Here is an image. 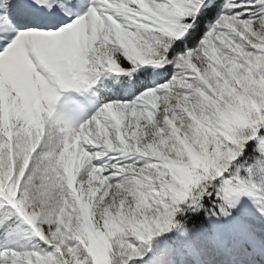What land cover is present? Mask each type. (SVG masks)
<instances>
[{
    "label": "rangeland",
    "instance_id": "1",
    "mask_svg": "<svg viewBox=\"0 0 264 264\" xmlns=\"http://www.w3.org/2000/svg\"><path fill=\"white\" fill-rule=\"evenodd\" d=\"M208 1L88 0L78 9L83 33L74 29L63 40L76 20L51 32L57 52L50 65L63 95L46 92L47 110L38 104L36 120L29 109L27 121L16 114L0 133V191L26 224L0 244L7 264H94L89 242L98 264H183L156 248L178 225V212L196 210L229 174L246 184L232 166L264 130V6L225 0L195 49L172 51L170 26L181 31L176 37L185 33L181 8ZM130 57L156 71L170 67L167 81L152 78L145 90L106 102L100 68L124 69L123 62L139 70ZM70 90L90 97L91 110L75 105ZM70 134L76 143L66 149ZM169 157L192 172L206 168L211 182L185 181L167 169ZM95 175L101 184L92 194L86 187ZM176 179L173 189L162 185ZM252 186L264 193V165ZM250 223L264 241V224Z\"/></svg>",
    "mask_w": 264,
    "mask_h": 264
},
{
    "label": "trees",
    "instance_id": "2",
    "mask_svg": "<svg viewBox=\"0 0 264 264\" xmlns=\"http://www.w3.org/2000/svg\"><path fill=\"white\" fill-rule=\"evenodd\" d=\"M224 0H212L205 8L191 9L185 8L183 12L187 16L183 28L186 33L183 37H176L179 29L172 28L171 34L174 37L172 51L178 54L185 53L194 49L197 44L205 37L208 27L217 18L222 10ZM264 6V0L260 2ZM189 26V28L187 27ZM133 62L139 64V70L130 69L125 63L120 62L128 74L123 77H114L107 74L104 75V86L109 87L112 92L124 95L129 91L123 90L124 86L131 85L137 93L145 90V84L154 76L158 81L164 82L168 78L170 67H166L156 73L152 69L144 68L139 57L132 58ZM113 65L104 64L103 70L113 68ZM131 72V73H130ZM238 121L240 116L238 115ZM221 134L224 138H233V136L223 129ZM233 166L238 178L245 179L243 184L236 180L232 175H227L217 182V188L208 190L201 197V202L196 210L190 208L184 211H179L175 218L178 225L173 228L169 237L165 240L156 242V248L161 246L167 247L169 252L175 254L179 259H184L188 256L194 259L195 264H201L199 255L195 251V244L201 242L205 244L209 250L216 251L219 247H225L229 250H234L243 254L246 258H252V261L264 259V241L260 239L254 231V227L250 221H260L264 224V218L260 214L264 213V193L260 189L252 186L254 177L261 176L264 165V131H261L256 140L251 141ZM205 161V159L203 158ZM201 161V164L206 161ZM207 164V163H206ZM169 171H174L175 174H181L185 181H193V175H197L203 180L211 182V174L206 171V168H195L194 172L185 169V164L182 161L169 157L167 165ZM257 168V174L254 170ZM237 178V179H238ZM163 184L168 188L173 189L175 182ZM217 189V190H216ZM173 194V193H172ZM175 195V194H174ZM22 215V214H21ZM25 227L22 223L19 213L9 207L7 203L0 198V240L5 241L11 237L14 231H18ZM134 231V230H133ZM138 233H136L137 235ZM144 244V243H142ZM88 252H92L93 247H88ZM191 251L194 255L191 256ZM185 253H188L187 255ZM215 255V253H213ZM234 261H239L238 258ZM94 264H98L97 259L93 260ZM135 264H148L140 262ZM149 264H154V261H149Z\"/></svg>",
    "mask_w": 264,
    "mask_h": 264
},
{
    "label": "bare ground",
    "instance_id": "3",
    "mask_svg": "<svg viewBox=\"0 0 264 264\" xmlns=\"http://www.w3.org/2000/svg\"><path fill=\"white\" fill-rule=\"evenodd\" d=\"M14 1L16 2V0H0V133L8 121L13 122L16 114L20 115L25 121L29 119V107L26 106L27 100H32L29 105L32 110L35 111L38 104L43 112L47 110L45 93H50L52 87H46L42 84L43 81L39 79L41 73L35 67L33 60L36 58L39 61L43 72L54 73L50 61L54 52H57L56 44L52 40L53 37L46 31L44 25L41 26V23H36L27 30L20 27L19 23L22 22L21 18L24 13L20 16L16 13L12 14ZM55 1L34 0L36 3L49 4ZM64 1L68 2V0ZM78 1L79 7H84L88 2V0ZM65 11H67V14H72V19L76 20L72 28L66 29L65 37L62 34L63 40L68 44L74 29H79L83 33L85 20L84 13L75 6L73 8L66 7ZM35 15L32 16L34 20L39 17L38 14ZM34 91L38 92V98ZM32 118L36 120V115L34 114ZM72 137L73 135L70 134L67 138L66 149L76 143V140ZM95 176V180L91 181L86 187L87 192L92 194L99 190L101 184L97 182L99 177ZM9 258L5 251H0V264H7Z\"/></svg>",
    "mask_w": 264,
    "mask_h": 264
}]
</instances>
